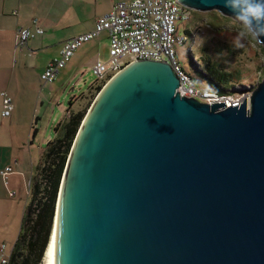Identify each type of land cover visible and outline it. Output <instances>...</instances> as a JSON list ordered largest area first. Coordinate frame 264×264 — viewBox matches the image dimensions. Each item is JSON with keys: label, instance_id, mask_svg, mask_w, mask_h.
<instances>
[{"label": "water", "instance_id": "water-1", "mask_svg": "<svg viewBox=\"0 0 264 264\" xmlns=\"http://www.w3.org/2000/svg\"><path fill=\"white\" fill-rule=\"evenodd\" d=\"M177 1L232 19L223 0ZM180 87L150 60L103 87L68 157L46 264H264V79L213 103Z\"/></svg>", "mask_w": 264, "mask_h": 264}, {"label": "crops", "instance_id": "crops-1", "mask_svg": "<svg viewBox=\"0 0 264 264\" xmlns=\"http://www.w3.org/2000/svg\"><path fill=\"white\" fill-rule=\"evenodd\" d=\"M132 1L0 0V171L7 167L14 169L8 180L0 174V251L4 245L6 254L12 253L30 200V186L48 143L56 136L54 133L50 137L45 131L46 125L39 127L41 124L38 123L53 119L60 94L83 67H94L98 61H104L110 71L107 78L115 75L107 50L110 47L109 33L103 32L94 41L82 45L55 82L43 83L42 73L60 56L66 42L93 31L98 19L111 12L116 3ZM192 14L201 13L193 11ZM213 15L223 22L233 21L220 13ZM35 20L44 34L18 49V31L34 29ZM191 27L189 24L188 28ZM92 85L86 91L81 90L79 95L74 93L72 99L89 92ZM2 93L11 97L14 103L10 118L2 117ZM68 112L69 107L59 123ZM57 125H53L54 132Z\"/></svg>", "mask_w": 264, "mask_h": 264}, {"label": "built area", "instance_id": "built-area-1", "mask_svg": "<svg viewBox=\"0 0 264 264\" xmlns=\"http://www.w3.org/2000/svg\"><path fill=\"white\" fill-rule=\"evenodd\" d=\"M191 10L184 9L177 0H134L132 2H118L112 11L98 19L93 31L79 35L66 42L60 56L51 61L41 75L43 83H53L60 76L62 70L76 51L84 44L97 39L103 32L109 33L110 63L113 73H119L128 63L138 60H150L169 64L181 81L178 89L184 97L195 98L200 101L213 103L222 98L216 91L197 87L194 78L178 60L176 47L178 44L189 46L188 53L192 60V35H179L181 23L191 20ZM34 29L22 28L17 33L16 45L23 49L28 42L44 31L34 21ZM133 58L129 60V58ZM93 74L98 81H102L110 74L107 64L98 61L93 67ZM3 118H10L14 112L11 97L2 93ZM14 169L7 167L0 171L4 180H8ZM15 195V193H13ZM11 255V254H10ZM10 255L6 254L3 245L0 251V264H8Z\"/></svg>", "mask_w": 264, "mask_h": 264}, {"label": "trees", "instance_id": "trees-1", "mask_svg": "<svg viewBox=\"0 0 264 264\" xmlns=\"http://www.w3.org/2000/svg\"><path fill=\"white\" fill-rule=\"evenodd\" d=\"M187 34L193 35L190 31H187ZM201 62L202 67L198 63L195 67L206 78L211 90L216 91L220 96L239 97L230 91L232 89L230 87L245 82L248 79L247 73L241 74L235 69L232 71L225 69L208 56L201 57ZM261 72L264 75V70ZM104 85L92 86L93 93L84 110L75 111L72 108L74 102L70 101L69 112L65 119L56 126V136L48 143L42 163L38 166L36 176L30 186V200L25 208L21 232L12 249L8 264L44 263L54 228L58 195L70 151L90 106Z\"/></svg>", "mask_w": 264, "mask_h": 264}, {"label": "rangeland", "instance_id": "rangeland-1", "mask_svg": "<svg viewBox=\"0 0 264 264\" xmlns=\"http://www.w3.org/2000/svg\"><path fill=\"white\" fill-rule=\"evenodd\" d=\"M214 13L218 12H207L198 15L192 14L193 18L191 22L181 23L179 26V35H185L187 31L193 33L190 42L193 44V56L198 60L200 67H202L201 57L208 56L225 69L230 71L235 69L241 74L247 73L248 79L245 82L241 85L237 84L230 87L232 88L230 91L242 97L246 93H251L256 88L257 83H261L264 79L263 72H261L264 70V48L257 40L247 35L240 36V43L243 46L237 47L234 42L236 37L240 35L241 29L239 25L234 21L223 22L222 20H217L213 15ZM189 24L192 25L190 29L188 28ZM188 48L189 46L177 45L178 60L194 78L198 88L211 90L212 88L206 78L197 71L195 66H198V64H194V59L192 60L193 57L189 55ZM109 49H107L108 52ZM132 59L131 57L129 58V60ZM110 79L111 77L95 83L97 79L93 74V66L83 67L77 72L68 87L64 89V92L62 91L60 94L58 104L55 106V114L53 113V119H50L49 122H39L38 124H41L39 127H42L43 124L46 125L45 131L48 135L50 137L54 135L53 125H57L63 119L65 111L69 107L70 100L74 102L72 108L75 111L84 110L90 101L89 98L93 91H87L86 94L80 95L78 99H72L75 95L74 93L79 95L81 90L86 91L92 84V86L106 85ZM82 96L84 97L82 98ZM75 101L78 103L76 104ZM38 112L43 113L40 110Z\"/></svg>", "mask_w": 264, "mask_h": 264}, {"label": "clouds", "instance_id": "clouds-1", "mask_svg": "<svg viewBox=\"0 0 264 264\" xmlns=\"http://www.w3.org/2000/svg\"><path fill=\"white\" fill-rule=\"evenodd\" d=\"M223 4L232 14V20L237 23L241 29L240 35L236 37L234 42L235 45L237 47L243 46L240 43V36L244 35L261 42V38L264 37V0H223ZM196 62L197 59L195 63Z\"/></svg>", "mask_w": 264, "mask_h": 264}, {"label": "bare ground", "instance_id": "bare-ground-1", "mask_svg": "<svg viewBox=\"0 0 264 264\" xmlns=\"http://www.w3.org/2000/svg\"><path fill=\"white\" fill-rule=\"evenodd\" d=\"M52 235H53V231H52ZM51 240H52V236H51V239H50V244H49V247L47 249L46 256H45V260H44V263L43 264H46L47 263V259H48V255H49V250H50V246H51Z\"/></svg>", "mask_w": 264, "mask_h": 264}]
</instances>
